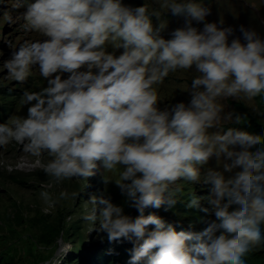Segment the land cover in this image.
I'll use <instances>...</instances> for the list:
<instances>
[{
  "label": "clouds",
  "instance_id": "obj_1",
  "mask_svg": "<svg viewBox=\"0 0 264 264\" xmlns=\"http://www.w3.org/2000/svg\"><path fill=\"white\" fill-rule=\"evenodd\" d=\"M12 7L25 9L22 27L43 39L13 50L3 63L7 76L22 84L38 67L47 84L23 91L26 115L0 123V149L15 143L36 158L4 165L8 172L40 166L59 183L100 168L122 169L114 183L124 203L92 195L83 219L110 243L132 244L127 264H245L246 254L264 246V143L222 128L241 118L221 103L243 94L264 106V38L241 26L244 42H229L233 28L207 22L211 10L202 0H163L161 8L185 18L170 39L161 35L167 23H153L161 11L146 4L16 0ZM7 20L13 23L11 13ZM193 22L203 23L202 30ZM190 69L198 73L190 101L161 110L156 86ZM212 158L223 164L202 172ZM180 181L211 185L209 207L201 208L195 195L186 204L214 214L203 232L177 231L160 216L144 214L149 207L175 206ZM40 195L45 213L68 197L66 191L58 199L48 191ZM126 206L139 214H126ZM69 250L66 245L64 254Z\"/></svg>",
  "mask_w": 264,
  "mask_h": 264
},
{
  "label": "rangeland",
  "instance_id": "obj_2",
  "mask_svg": "<svg viewBox=\"0 0 264 264\" xmlns=\"http://www.w3.org/2000/svg\"><path fill=\"white\" fill-rule=\"evenodd\" d=\"M16 0H0V123L9 117L26 115L27 106L21 102L23 91H36L45 87L47 82L39 74L38 67H33L32 74L24 83L8 78L3 63L10 59L13 50L17 49L26 40L43 39L39 34L27 32L22 25L25 21L20 16L24 8L13 9ZM209 7L211 14L207 22L223 21V27H232L233 38L239 37L242 42L241 26L255 30L258 37L264 38V0H202ZM126 6L138 7L146 4L151 11L153 8L161 11L158 20L153 17L154 25L160 21L167 23L161 33L165 39L171 38V33L183 27V16H170L171 11L161 8L163 0H123ZM11 13L13 23H8L7 15ZM193 26L202 30L203 23L193 22ZM109 51L112 45H108ZM117 50V55L122 52ZM198 73L194 69L177 70L170 73L162 84L157 85L158 107L163 110L178 102L188 103L191 99L190 86L192 79ZM244 105L248 113L259 123H264V106H260L254 99L247 100L241 94L238 98H226L221 101L225 112L234 111L232 103ZM235 121L222 122L225 130ZM218 129H210L213 132ZM29 164L35 163L36 158L28 155L22 146L15 143L0 149V264H100L99 258L110 260L112 264H125L123 258L132 247L130 242L121 240L109 242L105 234L90 232L91 224L83 219L90 210L89 198L92 195L111 197L114 203L123 204L124 197L114 181L119 179L117 169L106 171L100 168L95 175L88 178H74L57 183L54 178L46 175L40 166L25 167L23 170L8 172L4 165H15L21 158ZM47 157L42 162H47ZM223 164V160L212 158L202 167L216 168ZM233 173H226V176ZM203 176H201V181ZM52 187L49 188L48 185ZM181 191L178 193L179 202L172 208L162 206L160 209L147 208L145 215L156 214L166 224H172L177 231L203 232L214 220V214L204 213L198 208H188L187 202L192 197L202 198L201 208L209 207L206 202L211 185L180 181ZM48 191L53 199H58L61 191H66V199H58L56 206L48 213L43 211L47 207L40 193ZM76 193V196H72ZM231 211V209H226ZM125 213L133 217L139 213L136 209L125 207ZM154 226H150L152 228ZM43 236L49 243L43 241ZM70 245V250L64 254V247ZM261 251L264 246L253 249L251 252ZM98 257V260H97ZM102 261V262H103ZM144 264V262H142Z\"/></svg>",
  "mask_w": 264,
  "mask_h": 264
},
{
  "label": "trees",
  "instance_id": "obj_3",
  "mask_svg": "<svg viewBox=\"0 0 264 264\" xmlns=\"http://www.w3.org/2000/svg\"><path fill=\"white\" fill-rule=\"evenodd\" d=\"M173 14L171 13L170 16ZM178 15H174L173 17H176ZM256 103L259 104V98H254ZM234 107V117L239 116L241 118V124H237L234 122L231 127L237 128L238 132L246 137H255L257 139H261L262 143H264V136H261V133L264 132V123H259L256 121L247 111V109L244 107L243 104L239 102L232 103ZM260 105V104H259ZM262 106V105H260ZM190 208L186 209V212H189ZM43 241L49 243V241L43 236ZM125 254L123 257L125 259L124 263L127 264V261L129 259V252L126 250V252H122V254ZM98 260V257H97ZM245 264H264V253L261 251L258 252H249L244 257ZM100 264H112L110 263V260H102L99 258ZM103 261V262H102Z\"/></svg>",
  "mask_w": 264,
  "mask_h": 264
}]
</instances>
